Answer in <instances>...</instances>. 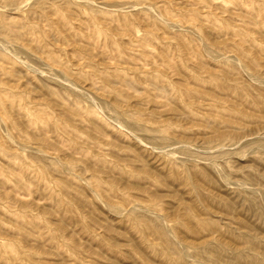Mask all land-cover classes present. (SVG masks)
Here are the masks:
<instances>
[{
	"label": "rangeland",
	"instance_id": "374dc122",
	"mask_svg": "<svg viewBox=\"0 0 264 264\" xmlns=\"http://www.w3.org/2000/svg\"><path fill=\"white\" fill-rule=\"evenodd\" d=\"M0 264H264V0H0Z\"/></svg>",
	"mask_w": 264,
	"mask_h": 264
},
{
	"label": "bare ground",
	"instance_id": "6f19581e",
	"mask_svg": "<svg viewBox=\"0 0 264 264\" xmlns=\"http://www.w3.org/2000/svg\"><path fill=\"white\" fill-rule=\"evenodd\" d=\"M37 62V61H36ZM34 63V62H33ZM240 219H241V221H243L244 219L243 218H241L240 217ZM245 221V220H244ZM247 223L249 224V222L247 221ZM243 224H244V222H243ZM245 225H246V223H245ZM247 226V225H246Z\"/></svg>",
	"mask_w": 264,
	"mask_h": 264
}]
</instances>
